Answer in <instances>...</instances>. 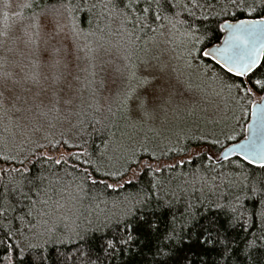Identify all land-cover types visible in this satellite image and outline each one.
<instances>
[{
	"label": "snow or ice",
	"instance_id": "1",
	"mask_svg": "<svg viewBox=\"0 0 264 264\" xmlns=\"http://www.w3.org/2000/svg\"><path fill=\"white\" fill-rule=\"evenodd\" d=\"M98 6L101 5L89 4L87 0L63 5L71 17L72 31L76 36L94 33L85 32L77 24L74 13L84 12L82 23L91 25L88 14ZM23 7L32 8L33 5L28 3ZM102 7L110 16L132 24L133 32L129 36L135 40L140 39L135 35L137 29L153 33L149 37L152 40L158 32L164 36L165 22L173 30L182 29L185 64L192 67L201 59H210L234 77L222 87L232 94L242 112L244 105L241 101L259 96L258 101H252L253 116L264 128V0H106ZM157 22V27H153ZM49 23L55 36L59 25L54 21ZM137 61L126 66L127 75L117 99L127 118L144 120L151 118L170 98L164 97L156 86V77L150 71L151 59L137 57ZM53 67L59 70L66 65L55 61ZM255 127L251 125L249 128L252 135L229 149L252 166L253 171L242 170L239 176L229 179L226 194L221 192L214 200L197 198L195 203L185 198L182 207H178L180 198L177 192L164 188L156 179L157 173L182 167L186 162L181 159L178 163L162 165L161 155L166 152L158 155L154 149L142 145L131 150L116 170L92 160L87 151H69L68 156L61 153L55 157L45 154L39 159L56 165L67 164L69 159L87 164L89 167L82 173L83 182L103 185L113 191L132 185L142 175L152 176L154 182H150L146 189L142 187L134 197L125 196L118 204L114 203L119 211L105 215L95 228L86 230L99 234L97 242L99 252L104 256L103 264H116L118 259L120 264H264V143L255 135ZM195 139L211 147L205 154L201 144L192 145V156L187 163L202 154L210 163L220 159L212 152L215 146H223L219 138L200 136ZM225 139L236 140L234 130L225 135ZM49 145L52 149L61 145L69 150L82 147L63 138L49 140L47 144L36 143L39 149H46ZM173 151L185 155L189 152L182 147L167 149V152ZM223 158L227 160L228 154L224 153ZM0 161L25 163L12 155H0ZM237 167L243 169L244 164H237ZM73 168L77 165L73 164ZM29 171L26 166L23 169L0 167V179L9 176L12 184L10 188L4 185L0 193V264H47L48 243L63 242L60 236L53 238V229H47L48 239L43 244L33 243L43 234L36 231V225L27 217L32 216L38 203L48 204L47 199H39L47 195V189L43 187L47 178L39 173L30 177L25 175ZM10 172H20L21 179L15 180ZM129 172L132 176L125 179ZM108 179L114 183H108ZM77 187L83 191L82 185ZM160 190L163 195L159 194ZM76 236L84 238L80 232H76ZM99 260L100 256L96 261L89 256L86 264H97Z\"/></svg>",
	"mask_w": 264,
	"mask_h": 264
},
{
	"label": "trees",
	"instance_id": "2",
	"mask_svg": "<svg viewBox=\"0 0 264 264\" xmlns=\"http://www.w3.org/2000/svg\"><path fill=\"white\" fill-rule=\"evenodd\" d=\"M82 2L83 0H29L28 3H31L33 7L25 8L23 15L30 19L47 14L48 12H56L68 18L72 26L71 17L63 5L68 3L75 5ZM87 2L89 4L101 5L88 14L92 20V24L86 26L82 23L85 16L84 12L77 11L74 15L77 24L84 28L85 32L90 30L94 34H81L79 36L75 35V37L85 44L88 60L94 61L96 56L100 59L96 64L88 61L92 68L87 74L89 78L85 84L91 79L93 80V84L90 83L87 89L82 88V93L77 96V102L64 118L59 117V113H49L47 110L41 112L43 119L40 125L45 128L46 134L40 137L39 142H29L21 138V135L29 138V134L26 132L27 129L24 127L25 125L22 127L17 122H14L9 113H4L6 120L0 117V155H12L18 160L25 161L24 165L15 161L9 163L0 161V167L23 169L26 166L30 171L25 173V175L29 177L38 173L44 175L47 179L44 181L43 187L47 189V195H42L39 199H47L48 201L58 199V204H60L69 191H71L75 194L82 193L84 203L92 208L91 213H89V218L93 219L92 223L82 231L80 229L77 231L84 238L79 239L76 234L70 233L60 237L63 242H49L46 246L47 252L45 253L48 257L47 264H86L89 256L93 261H96V257L100 256L97 264H103L104 256L99 252L97 242L99 234L86 230L95 228L105 215L119 211L118 207H114V203L118 204L125 196L134 197L142 187L146 189L149 183L154 181L151 175H142L132 185H125L119 188L118 191H113L105 188L103 185L93 186L90 182H83L82 173L84 168L89 167L87 164L69 159L67 164L62 162L56 165L52 161L39 159L42 155L46 154L55 157L63 153L65 156H68L69 151H87L92 160L105 168L116 170L124 163V158L131 150L139 149L142 145L147 146L150 150L154 149L158 155L166 152V154L161 155L160 163L162 165L166 163H178L181 159L186 161L182 167H175L171 170L165 169L156 174V179L161 182L164 188L177 192L180 198L178 207L183 206L185 198L194 203L197 202V198L201 197H208L214 200L221 192L227 193L228 189L226 185L229 179L239 176L242 170L246 172L253 171L252 166L247 165L237 157L223 162H216L214 159L210 163L204 159V155L202 154L198 158H192L191 163H187V160L192 156L190 151L192 145L201 144L205 154L208 152L209 147H211L204 146L202 141L195 138H186L187 135L193 132L191 129L186 130V128H181V131L186 130L184 134L177 135L176 137H164L159 142L149 138L148 134H143L139 138L132 140L133 138L130 136L136 129L131 122L133 118H127L119 107L117 99V93L120 90L119 85L116 86V92L108 96L107 101L104 97L105 81L107 80V76H109L107 61L113 60V57L118 56V58L121 57L122 61L125 62L121 68H116L114 65L110 68L111 73L117 76L115 80L119 78L116 83L121 82L120 86L123 87L124 76L127 75L126 66L137 63V57H147L148 45L152 41L149 37H152L154 34L147 30L140 32L137 29L135 35L139 36L140 39L135 40L134 37L129 36V33L133 32V25L123 23L117 16H110L108 11L102 7V4L106 0H87ZM53 9L56 11H52ZM158 23L153 24V27H157ZM165 25V28L169 27L166 22ZM177 27L179 29V26ZM179 30L183 31L182 29ZM130 40H134V43L130 44ZM200 61L211 65L214 69L224 74L230 81L235 79L210 59L205 58ZM100 78L102 79V85L99 83ZM256 97L260 99L259 96ZM250 109L248 118L243 126L242 134L236 140L226 142L224 145L222 144V147L215 146L212 148L214 156H219L226 146L236 143L245 137ZM152 129L153 127L150 130ZM208 137L212 138L210 135ZM62 138L68 140L70 143L80 144L82 147L71 150L63 145L59 146L58 149H52L51 145L46 149L36 147V143L47 144L49 140L60 141ZM181 147L189 150L188 155L175 151L167 152L168 148ZM138 155H140L139 152ZM87 158L82 157V159ZM144 159H147V156ZM242 163L244 164V168H238L237 164ZM73 164H76L77 168H73ZM10 176L17 181L21 179L20 172H10ZM131 176L132 173L129 172L125 179ZM107 182L114 183L111 179H108ZM4 185H8L9 188L12 187V184L9 183V176H4L3 179H0V193L3 192ZM78 185H82L83 191L78 189ZM182 189H187L188 191L185 192ZM159 194L163 195V190H160ZM43 205L38 203L35 206V211ZM24 211L26 212L27 208ZM35 211L34 216H32L38 219ZM32 216L27 217V219L32 220ZM16 223L19 222L17 221ZM43 242L44 240L42 242L33 240V243L37 244H43ZM116 264H120L119 259L116 261Z\"/></svg>",
	"mask_w": 264,
	"mask_h": 264
},
{
	"label": "rangeland",
	"instance_id": "3",
	"mask_svg": "<svg viewBox=\"0 0 264 264\" xmlns=\"http://www.w3.org/2000/svg\"><path fill=\"white\" fill-rule=\"evenodd\" d=\"M28 2L0 0V117L6 120L4 113H9L14 122L27 129L29 138L22 135L21 138L39 142L46 134L40 125L41 112L47 110L59 113L57 115L62 118L67 116L82 88L87 89L90 83L93 84L92 79L85 84L92 68L89 62L96 64L100 59L96 56L94 61L88 60L85 44L75 37L68 18L62 14L48 12L26 18L23 5ZM50 21L59 25L55 36L50 30ZM162 31L165 35H155L146 56L151 59L150 71L156 77V86L170 99L151 118L139 120L133 117L134 122H131L136 131L130 136L132 140L148 134L149 138L159 142L164 137L184 134L187 129L193 132L186 138L210 135L219 138L223 145L232 141L225 139V135L233 130L237 138L243 132L252 101L259 99L252 97L241 101L242 112L232 94L222 87L223 83L231 82L224 74L200 60L192 67L185 64L182 31L170 26ZM113 58L107 61L106 101L116 92V86L122 88L110 68L113 65L121 68L125 62L121 57ZM55 61L66 67L58 70L53 67ZM181 128L186 130L181 131ZM69 193L60 204L58 199L48 201L35 211L38 219L34 217L33 224L36 231L43 234L35 241L48 239L47 229H53V238L62 237L76 234L79 229L82 231L89 225L88 221H93L89 218L92 208L84 203L82 193Z\"/></svg>",
	"mask_w": 264,
	"mask_h": 264
},
{
	"label": "water",
	"instance_id": "4",
	"mask_svg": "<svg viewBox=\"0 0 264 264\" xmlns=\"http://www.w3.org/2000/svg\"><path fill=\"white\" fill-rule=\"evenodd\" d=\"M212 61V60H211ZM214 62V61H213ZM215 63V62H214ZM225 71V70H224ZM253 112H254V109L253 107L251 106V109H250V117H249V122L246 126V134H245V137H248L250 135H252V133H250L249 131V128L251 125H255L256 127L253 129V131L255 132V135L257 136L259 142L261 143H264V128L261 127L260 125V122L257 120L256 117L253 116ZM245 137L243 139H241L240 141L236 142V143H233L231 145H228L226 146L222 151L221 153L219 154L218 157H220L219 160H215L216 162H223V161H226L224 158H223V154L224 153H227L228 154V159L227 160H230L234 157H237L236 154L234 153H231L229 152V149L231 148V146H233L234 144H237V143H240L242 141H244ZM238 158V157H237Z\"/></svg>",
	"mask_w": 264,
	"mask_h": 264
}]
</instances>
